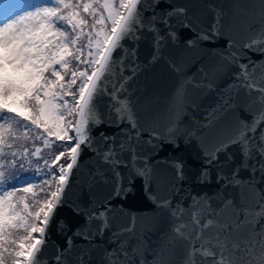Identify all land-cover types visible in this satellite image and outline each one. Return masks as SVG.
Segmentation results:
<instances>
[{
  "label": "snow or ice",
  "instance_id": "6c2138e0",
  "mask_svg": "<svg viewBox=\"0 0 264 264\" xmlns=\"http://www.w3.org/2000/svg\"><path fill=\"white\" fill-rule=\"evenodd\" d=\"M142 42L151 47L146 64ZM186 56L196 64L191 76ZM161 60L175 87L162 108H138L129 84ZM190 90L213 93L215 102L196 127L182 128ZM240 109L250 118H233ZM182 139L196 141L194 182H211L215 167L217 183L235 196L190 194L187 208L174 202L186 161L153 158L165 146L180 149ZM85 150L99 163L83 186L87 203L70 201ZM137 179L153 214L167 212L187 242L183 264H264V25L241 44L223 11L205 23L176 0H0V264H94L97 249L95 264H165L159 245L149 246L155 226H138L115 203L135 193ZM63 207L83 223L58 219ZM53 225L65 239L48 261L41 254Z\"/></svg>",
  "mask_w": 264,
  "mask_h": 264
},
{
  "label": "water",
  "instance_id": "95a60500",
  "mask_svg": "<svg viewBox=\"0 0 264 264\" xmlns=\"http://www.w3.org/2000/svg\"><path fill=\"white\" fill-rule=\"evenodd\" d=\"M176 2L189 6L191 12L200 16L205 23H211L214 15V9H219L226 14V19L232 22V35L237 43H244L251 37L256 36L260 31L261 25H264V0H176ZM191 35V33H185ZM172 59H176L179 53H167ZM139 60L142 63H147L151 57V47L147 42H142L139 49ZM185 61L190 63L187 68L186 75L191 76L196 72V64H191V58L185 57ZM176 78L168 65L163 61L145 69L139 77L129 84V90L132 92V99L135 101L138 108L151 107L156 105L163 107L167 98L171 95L175 87ZM228 83L225 79L221 87ZM242 103H247V99L241 96ZM214 94L209 93L207 96H202L199 91H191L188 96V104L186 113H182L180 117L181 127H196L197 121H203L205 110L209 109L214 104ZM107 98L101 101V109L106 108ZM198 105V107H197ZM259 105H251V110H258ZM242 119H249L250 117L243 109H240L237 114ZM103 127V126H102ZM105 131L111 133L116 129L105 128ZM236 156V163L239 162V153L236 147L230 149ZM179 156L186 161V176L183 182H177L180 187V195L174 198L175 200H182L184 206L187 208L190 203V194L207 193L212 196L217 193L227 195H236V190L231 188H223L222 183L216 181V168L213 167L211 172V182L199 184L194 182V176L200 167V159L196 141L193 140L189 145L185 146L183 139L181 140V148L178 150L172 149L170 146H165L159 151V156L153 159L161 161L171 159L173 156ZM225 159L224 154L220 155V160ZM99 161L92 156V153L85 150L80 161L79 171L76 172L72 178L73 184L68 193L70 201H76L81 198L84 203H87L88 196L86 189L83 188L89 182V173L94 171L96 164ZM106 167V166H105ZM231 164L227 166L225 171L230 170ZM241 176H247L246 172H241ZM82 190L84 195L81 196ZM102 194V190H100ZM117 204H122L124 211L134 213L137 216V224L140 227L155 226V231L149 233L150 248L163 250L165 264H183L184 256L187 252V242L177 238L176 234L172 232V226L175 223L167 212L153 214V206L145 196L142 182L137 179L135 186V193L130 195L127 200L116 201ZM217 201L213 200L212 204L215 206ZM256 198L249 197L248 207L253 210L256 209ZM58 219H62L69 223L71 227H76L83 223V219L74 216L68 207H63L57 212ZM123 218L118 217V222ZM187 219V216L185 217ZM65 237L57 232L56 226L50 229V239L42 252V258L51 261L56 253V245H63ZM107 240V233L105 234ZM100 243V241H97ZM158 249V250H159ZM100 249L93 253L94 264L95 259L99 257ZM151 259V256H149Z\"/></svg>",
  "mask_w": 264,
  "mask_h": 264
},
{
  "label": "rangeland",
  "instance_id": "374dc122",
  "mask_svg": "<svg viewBox=\"0 0 264 264\" xmlns=\"http://www.w3.org/2000/svg\"><path fill=\"white\" fill-rule=\"evenodd\" d=\"M32 2H34L33 4L34 5H41L42 3H43V0H36V1H32ZM57 150H59V149H57Z\"/></svg>",
  "mask_w": 264,
  "mask_h": 264
},
{
  "label": "trees",
  "instance_id": "16d2710c",
  "mask_svg": "<svg viewBox=\"0 0 264 264\" xmlns=\"http://www.w3.org/2000/svg\"><path fill=\"white\" fill-rule=\"evenodd\" d=\"M32 1H36V0H29V2L33 4L34 2ZM45 155L47 158L51 159V156L47 152H45ZM18 174H24V173H18Z\"/></svg>",
  "mask_w": 264,
  "mask_h": 264
}]
</instances>
